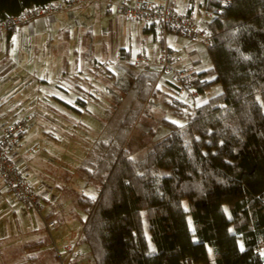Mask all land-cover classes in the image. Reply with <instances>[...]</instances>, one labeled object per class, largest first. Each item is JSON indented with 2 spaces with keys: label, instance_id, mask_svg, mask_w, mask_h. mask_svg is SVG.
Instances as JSON below:
<instances>
[{
  "label": "trees",
  "instance_id": "trees-1",
  "mask_svg": "<svg viewBox=\"0 0 264 264\" xmlns=\"http://www.w3.org/2000/svg\"><path fill=\"white\" fill-rule=\"evenodd\" d=\"M47 1L0 0V21ZM203 7L212 13L211 65L196 71L195 86L202 94L220 90L190 103L167 79L175 94L161 102L176 119L162 117L168 132L135 158L125 140L158 74L135 72L137 104L107 135L93 137L75 168L84 184L97 186L95 194L77 197L85 218L76 244L93 264H183L188 257L264 264L256 252L264 240V0H203ZM153 28L145 24L144 32ZM86 99L69 106L78 112ZM76 244L70 254L64 247L65 257L76 256Z\"/></svg>",
  "mask_w": 264,
  "mask_h": 264
},
{
  "label": "rangeland",
  "instance_id": "rangeland-1",
  "mask_svg": "<svg viewBox=\"0 0 264 264\" xmlns=\"http://www.w3.org/2000/svg\"><path fill=\"white\" fill-rule=\"evenodd\" d=\"M175 1L180 6H185L184 3L187 0ZM76 37V30H73L70 40L75 41ZM61 38L63 40L65 35L62 34ZM34 40L35 45L38 46V52L32 54V60H30L32 63H26V51L24 48H20L17 50L19 66L17 67L13 62L12 70L0 78V111L3 112L11 106H15V111L20 113L36 112V120L25 131L23 142L31 143V145L35 142L37 150L31 154L23 166L27 167L26 177L34 192H41V187L45 184L48 187L46 198L55 196L53 208L56 224L53 227L45 225L46 209L43 197L40 198L42 210L38 213L32 207L15 199L0 183L2 190V196H0V264H52L54 255H56L58 264H61L60 260H63L62 264H93L92 258L84 246L76 244L82 220L85 218L84 208L77 203V197L81 191L88 195L95 194L97 186L93 183L84 184L79 173L75 171V166L85 155L87 145L90 147L93 143L95 133L100 135L105 134L106 131L107 135L112 127H116L119 117L129 114L131 112L129 108H134L137 104V100L132 97L134 96L132 95L134 92L133 74L139 69L133 65L113 66L116 72L114 75L104 68L103 72L106 75L104 79L108 82L106 90L109 91L110 98L105 101L106 103L100 100L105 105L99 104V102L97 103L101 105L99 107L95 103L97 99L91 94L86 99V106L81 112L69 109L61 102H56L54 99L58 100L57 95L53 90L48 89L46 92L54 94L50 102L58 106V109L64 113L56 115L52 113L54 111L52 109L47 112L48 116L45 119L40 115L45 113L40 110L43 88H45L40 78L42 75H47L49 78L61 70V66H64L67 59L68 68L71 70L74 54L71 50L69 56L66 57L65 52L62 51L59 53V59L55 61L53 54L42 52V30L33 36L31 45ZM54 40L56 41V39ZM177 41L181 48V51L177 52L187 56L186 66L190 67V57L197 58H195L197 60L196 69H203L211 65L206 45L190 41L182 35H177ZM31 45L27 48L30 49ZM27 65L29 68L26 70L27 67L24 66ZM25 72L28 76L24 74ZM166 77V74L156 76L150 86V91L159 89L163 94L158 93L157 96H152L150 91L147 93L145 101L139 108L136 120L128 132L125 144L131 150L130 154L135 158L141 157L153 140L168 132L167 126L161 122L162 117L176 119L166 112L167 106L161 102L163 96H167L168 93L175 94L171 91L172 85ZM85 86L87 85L85 84ZM218 90H220L219 85L204 91L202 95L206 96ZM105 96L107 97L106 94ZM114 100L119 102L116 108H113L116 103ZM94 103L98 107L97 109L95 106L93 107ZM49 113L52 114L49 115ZM61 125L67 130L63 131ZM47 127L48 131H43L47 130ZM149 127L154 129L153 133L147 132ZM32 243L35 244L32 245ZM73 244H76V256L65 257L64 247ZM256 251L264 257V240H260L257 244ZM29 259H33L35 262ZM208 264H213L211 259Z\"/></svg>",
  "mask_w": 264,
  "mask_h": 264
},
{
  "label": "crops",
  "instance_id": "crops-1",
  "mask_svg": "<svg viewBox=\"0 0 264 264\" xmlns=\"http://www.w3.org/2000/svg\"><path fill=\"white\" fill-rule=\"evenodd\" d=\"M168 1L172 5L183 8L187 12L196 14L199 17L210 19L212 16L211 11L203 7V0H187L184 3L185 6H180L175 0ZM41 30L42 52L51 53V55L53 54L55 61L59 59V53L62 51L65 52L66 57L69 56L71 50L74 54V62L71 65V70L68 68L69 62L67 59L64 62V66H61V70L57 71L49 78L47 75H42V78H40L42 85L45 86V88H43L42 107L40 109L45 113L44 115H40H42V118L45 119H47L48 116L47 112L52 109L54 110L52 112L53 114L57 115L58 113L63 115L61 113H64V111L58 109V106H55L54 103L52 104L50 102L54 94H52V92H46L48 89L53 90L55 95H57L56 98L58 100H54L58 103H69V101L65 96L56 92V90L53 88L56 85H60L66 95H75V91L73 89L68 88L69 86L66 87L65 85L61 84L63 78H65L70 83H79L81 87L85 88L90 94L95 96L98 101L95 102L97 104L100 102V100L105 102L110 98V93H108L109 91L106 90V85H108V82L105 81L104 76L106 75L103 72V69L106 66L126 67L131 65L130 59L136 52L140 51L144 55L149 56L154 50H157L159 46L163 44L175 51H181L177 41V35L180 34L168 31L164 38L152 37L151 39V36L149 35L150 31L144 32V24L141 21H135L128 17L118 16L113 12L112 9L105 7L102 4L90 3L75 7L70 12L62 11L51 16L36 17L31 22L22 25L16 34H4L0 39V71L6 67L8 68L6 72L0 75V78L12 70L11 65L13 62L16 63L17 67L19 66L17 50L20 48H24L26 51V63H32L30 61L32 60V54L38 52V46L35 45V40L31 45L32 38ZM73 30H76L77 33L75 41L70 40L71 32ZM62 34L65 35L63 40L61 38ZM54 39H56V41ZM29 45H31L30 49L27 48ZM118 55L120 57L119 60H115V57ZM195 58L190 57L189 65L193 70L199 71L201 69H196L197 58ZM77 61H81L83 66L82 72L79 74L75 73ZM24 67H27L26 70L29 68L28 65ZM26 72L24 74L28 76ZM166 78L170 79L168 75ZM85 84L87 86H85ZM103 102H100L99 104L105 105ZM95 103L93 104V107L95 106L97 109L98 107L95 105ZM99 104L97 105L101 107ZM66 105H68L67 107L69 109L74 110V108L70 107L69 104ZM84 107L80 108L78 112H81ZM15 110L16 107L11 106L10 108L1 112L4 114L6 120H13L17 116L24 113H20L19 111ZM52 113H49V115ZM61 129L63 131L67 130L63 127V125H61ZM43 131H48V127L47 130ZM24 134L21 137V145L19 148V155L24 156V159L22 160L18 158L17 161V164L20 166L26 164L27 159L37 150L35 142L32 145L31 143L29 144L28 142H23ZM95 135L97 134L95 133ZM4 188L9 191L6 186ZM38 193L41 195V198L43 197L45 200L44 208L46 209V214L48 215L51 212L54 213L53 216L48 218L46 221L53 220V226H55L56 216L55 210L53 208V200L56 199L55 196L46 198L48 187L45 184L42 185L41 192ZM0 196H2L1 189Z\"/></svg>",
  "mask_w": 264,
  "mask_h": 264
},
{
  "label": "built area",
  "instance_id": "built-area-1",
  "mask_svg": "<svg viewBox=\"0 0 264 264\" xmlns=\"http://www.w3.org/2000/svg\"><path fill=\"white\" fill-rule=\"evenodd\" d=\"M90 3H99L109 7L113 12L122 17H128L135 21H141L144 25L154 23L153 30L149 35L152 37L164 38L168 31L176 32L190 41L207 45L211 38L208 18L199 17L189 13L185 9L172 5L168 0H51L42 4L24 7L20 12L7 16L0 21V39L6 33L16 34L20 27L31 22L39 16H51L57 12H70L75 7ZM119 55L115 60H119ZM187 56L181 54L167 45H160L149 56L142 52H136L130 59V64L139 70H156L157 75H169L177 94L187 102L200 103L204 96L195 86L198 81V74L195 70L185 65ZM4 68L0 75L7 71ZM81 61H77L75 73L82 72ZM63 82V83H62ZM61 84L75 91L74 96L64 93L60 85L53 88L60 95L65 96L71 105L77 107L76 97L88 98L90 93L76 83H70L65 78ZM54 90V91H55ZM36 112L26 111L13 120H6L0 111V183L5 185L15 199L32 207L38 213L42 210L40 202L41 195L34 192L31 183L28 181L27 167L17 164L21 137L35 122ZM45 225L51 227L54 221H46ZM67 254L73 249V245L65 247ZM258 253V251H256ZM61 261V260H60ZM183 264H205L194 262L190 257L186 258Z\"/></svg>",
  "mask_w": 264,
  "mask_h": 264
}]
</instances>
